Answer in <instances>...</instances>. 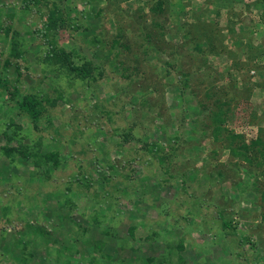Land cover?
Instances as JSON below:
<instances>
[{"label":"rangeland","instance_id":"rangeland-1","mask_svg":"<svg viewBox=\"0 0 264 264\" xmlns=\"http://www.w3.org/2000/svg\"><path fill=\"white\" fill-rule=\"evenodd\" d=\"M157 2L0 0V264H264V0Z\"/></svg>","mask_w":264,"mask_h":264},{"label":"trees","instance_id":"trees-1","mask_svg":"<svg viewBox=\"0 0 264 264\" xmlns=\"http://www.w3.org/2000/svg\"><path fill=\"white\" fill-rule=\"evenodd\" d=\"M208 1L210 3H213L212 0H208ZM164 3H165L164 0H158L157 5L153 7V10L162 9L161 7H163ZM200 21H201L200 20V17H198V22L195 24V27L197 29L200 28L199 25H198V24H200ZM13 50L15 51V48H13ZM77 72H78L79 75H83V76H85L86 73H87L86 69H84V67H82V66L77 68ZM0 90L2 92H4L6 95H8V96H10L12 98H15L16 97V93H15L16 90H17L16 89V86L13 83H10V81H8V79H6V78H4L2 76L1 69H0ZM19 105L32 118H35L36 113H38V115H39V112L36 109L37 101H35L34 99H32V97L29 94L23 96V98H22L21 102L19 103ZM260 137L261 136H259V138H256L254 141L252 140L253 141V144H259L262 141L260 139ZM243 147L248 149V148H250V145L249 144L248 145L243 144Z\"/></svg>","mask_w":264,"mask_h":264}]
</instances>
